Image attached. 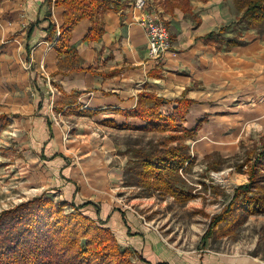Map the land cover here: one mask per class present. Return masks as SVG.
<instances>
[{"label":"crops","instance_id":"crops-1","mask_svg":"<svg viewBox=\"0 0 264 264\" xmlns=\"http://www.w3.org/2000/svg\"><path fill=\"white\" fill-rule=\"evenodd\" d=\"M112 1L117 9L103 11L104 31L99 40L86 39L92 25L88 18L74 27L70 44L76 45L81 61L77 70H71L62 63L65 56L60 57L55 47L63 22V9L55 5V0H0V71L29 69V85L34 96L28 118L31 141L36 144L40 158L59 166L53 174L58 177L57 185H62L67 200L74 199L77 204L86 199L91 202L84 208L88 215L104 221L123 247L133 249L142 258L140 264H197L190 255L183 256L172 249L159 225L134 209V202L119 207L112 203L113 193L108 192L104 197L108 201L103 202H98L97 196H101L98 193L90 194L87 190L88 197L80 194L78 186L85 189L84 184L91 181L94 187L102 182L98 185L105 189L123 184L129 158L120 167H110L106 172L92 159L91 164L84 161L75 170L68 166L65 173L68 158L62 152L60 141L64 129L48 119L47 104L54 93L57 108L64 102L65 109L77 111L68 118H84L105 130L119 129L104 124L106 120L138 128L146 123L121 111L136 108L142 90L154 91L165 98L168 102L162 111L166 114L173 111L176 99L187 91V97L196 103L186 116L185 126L193 127L199 118L209 115L195 139L189 140L195 161L217 151L224 154L227 148L221 147L220 141L234 136L239 140L238 130L244 120L264 118V34L248 29L242 36L247 41L245 45L220 50L217 43L208 42L205 37L237 20L239 14L234 0L231 5L229 0H147L149 8L161 12L173 42L162 59H151L148 36L141 25L144 12L134 7L135 0ZM73 99L78 102H71ZM72 103L82 107L76 108ZM222 110L230 111L227 114ZM6 115L10 124L12 117ZM124 130L144 133L150 138L165 136L160 132ZM104 140L108 149L126 150L123 146L112 147L113 141L108 138ZM48 152H54L53 156L48 157ZM188 163L180 170L187 171L191 166ZM95 173L102 178L94 182L87 179L88 175L95 177ZM193 193L198 197L197 189ZM193 200L182 206H188ZM220 263L214 261V264Z\"/></svg>","mask_w":264,"mask_h":264},{"label":"trees","instance_id":"trees-1","mask_svg":"<svg viewBox=\"0 0 264 264\" xmlns=\"http://www.w3.org/2000/svg\"><path fill=\"white\" fill-rule=\"evenodd\" d=\"M55 5L63 9V22L55 47L60 57L65 56L61 62L71 70H77L81 60L76 45L70 44L74 27L88 18L92 25L86 39L99 40L104 31L101 22L103 11L117 9V5L112 0H55ZM234 5L239 14L236 33L227 35L230 27L223 26L205 37L206 41L217 43L220 50L229 51L234 46L245 45L247 41L242 36L248 29L264 34V0H234ZM50 29L56 32L55 28ZM71 102L77 103L78 100ZM167 102L154 91L142 90L136 108L121 112L127 117L141 118L146 123L144 126H120L108 120L104 124L165 134L147 145L138 144L124 151L130 156L124 170V183L140 187L147 196L157 194L162 199L173 198L175 203L182 205L197 198L193 188L181 185L180 169L187 162V166L194 163L189 140L195 139L208 122L209 115L199 118L193 127H187L186 116L196 101L187 97L185 91L176 99L170 114L162 111ZM64 106L63 102L56 109L65 112ZM72 106L82 107L79 104ZM8 124V116L0 114V128ZM212 156L209 154L206 158ZM237 169L247 174L248 181L236 186L229 202L210 217V224L201 240L203 245L208 238L236 232L250 216L264 215V142L247 150ZM90 204L54 200L43 193L2 211L0 264H137L134 258H139V255L129 247H123L104 221L85 212L84 208ZM68 206L73 211L67 212Z\"/></svg>","mask_w":264,"mask_h":264},{"label":"rangeland","instance_id":"rangeland-1","mask_svg":"<svg viewBox=\"0 0 264 264\" xmlns=\"http://www.w3.org/2000/svg\"><path fill=\"white\" fill-rule=\"evenodd\" d=\"M229 2L231 5L232 0ZM236 23V20L231 21L229 36L236 33ZM28 70L0 71V113L10 114L12 117L9 126L0 129V213L43 193L54 200L66 199L62 185H57L58 177L53 174L55 170H59V166L54 161L46 162L40 158L36 153V144L31 141L28 118L32 114L34 96L29 85ZM225 89L228 90L227 87ZM53 94L52 100L47 104L48 119L64 129L60 141L62 152L68 158L66 166L62 168L65 173L68 166L75 170L84 161L91 164L92 159L97 160L102 165L100 169L105 172L110 167H120L130 156L124 150L108 149L104 140L106 138L113 141L112 147L123 146L126 150L138 144L147 145L160 138H150L144 133L124 129L105 130L84 118H68L77 111L67 108L65 112H59ZM229 111L222 110L227 114ZM230 123L232 124L231 121L229 125ZM238 131L239 140L234 136L231 140L223 139L219 142L221 147L227 148L223 151L224 154L218 153L219 151L211 153V158L196 160L183 172L185 176H182L181 185L187 189H197L199 193L188 206L175 203L170 198L162 199L157 194L147 196L142 189L129 188L124 183L113 187L110 185L105 189L98 185L102 183L100 181L95 187L92 181H86V188L82 189L80 185L78 189L86 197L87 190L90 194H100L101 196H97L98 202L108 201L104 197L108 196V192L113 193L112 203L119 207L134 202V209L159 225L172 249L183 256L190 255L191 260L197 264H214V261L264 264V215L250 216L236 232L208 238L204 245L201 243L211 215L219 213L229 202L236 186L248 181L247 175L239 171L237 165L242 162L247 150L264 142V118L250 122L244 120ZM34 140L37 141L36 137ZM52 154L54 152H48L47 156ZM97 176L100 175H88L87 179L94 182L102 178ZM71 201L77 202L74 199ZM85 202L89 201L86 199ZM66 211L71 212L73 209L68 206ZM134 260L140 264L138 256Z\"/></svg>","mask_w":264,"mask_h":264},{"label":"built area","instance_id":"built-area-1","mask_svg":"<svg viewBox=\"0 0 264 264\" xmlns=\"http://www.w3.org/2000/svg\"><path fill=\"white\" fill-rule=\"evenodd\" d=\"M134 7L144 12L141 25L145 28L148 36L149 57L162 59L173 46L169 26L161 17V12L148 7L147 0H135Z\"/></svg>","mask_w":264,"mask_h":264}]
</instances>
